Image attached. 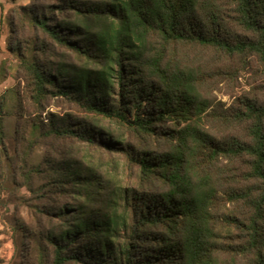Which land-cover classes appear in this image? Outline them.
I'll return each mask as SVG.
<instances>
[{"label": "trees", "instance_id": "1", "mask_svg": "<svg viewBox=\"0 0 264 264\" xmlns=\"http://www.w3.org/2000/svg\"><path fill=\"white\" fill-rule=\"evenodd\" d=\"M220 4L61 0L58 8L71 15L55 24L54 11L29 10L32 25L80 63H53L46 43L40 55L29 45L21 60L34 103L60 95L97 117L34 118L31 145L72 137L122 153L137 169L136 184L124 185L76 157L22 168L31 188L35 174L74 202L42 210L58 223L34 232L32 264H264V105L245 98L221 114L244 135L216 142L203 125L209 102L199 76L171 52L172 45L199 44L238 56L243 67L254 59L264 66V0H229V19ZM6 108L0 100V178L14 172L12 160H1ZM221 157L245 166V184L227 192L247 210L228 217L240 231L233 241H223L217 227V183L208 169Z\"/></svg>", "mask_w": 264, "mask_h": 264}, {"label": "rangeland", "instance_id": "2", "mask_svg": "<svg viewBox=\"0 0 264 264\" xmlns=\"http://www.w3.org/2000/svg\"><path fill=\"white\" fill-rule=\"evenodd\" d=\"M219 1L221 17L228 18L232 13L229 0ZM60 2L61 0H0V100L5 101L9 107L4 110L6 150L1 155V160L4 161L5 157L12 160L14 170L13 174L9 175L7 172V176L0 178V264H32L31 259L35 258L34 232L58 223L53 215H45L42 210L54 205L74 203L68 194L57 196L51 192L35 174L31 176V188L21 173L22 168L29 173L33 165L44 169L49 160L76 157L88 160L104 175L117 178L124 185H135L137 181V169L129 165L124 154L102 146L72 137L54 136L31 145L30 141L34 137L31 122L34 118L43 120L44 123L57 116L69 117L76 122L97 120V117L86 113L63 96L49 94L41 104H35L31 97L21 60L29 45H34L37 50L46 43L50 49L49 59L53 63L64 60L80 64L73 53L55 44L40 28L32 25L28 15L31 9L35 12L39 8L52 10L53 19L50 23L55 24L57 19L62 20L71 15V10L58 8ZM235 30L243 32L239 28ZM37 51L40 55V51ZM171 52L186 66L196 70L199 76L201 91L209 102L203 125L212 133L215 141H226L232 136L244 135L241 125L226 122L221 114L241 106V101L245 98L264 105L263 64L254 59L243 67L238 56H229L217 48L199 44L172 45ZM100 122L109 126L106 120L101 119ZM157 145L165 148L162 142ZM47 159L49 160L46 161ZM244 167L241 161L224 157L208 166L217 183L214 210L218 214L217 227L222 233L223 241L237 240L240 233L228 217L236 215L242 218L247 213L241 203L230 201L227 195L230 188L245 184L241 182Z\"/></svg>", "mask_w": 264, "mask_h": 264}]
</instances>
